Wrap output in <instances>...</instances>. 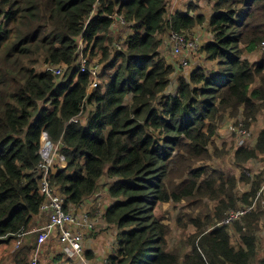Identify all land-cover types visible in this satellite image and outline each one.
Instances as JSON below:
<instances>
[{"label": "trees", "instance_id": "trees-1", "mask_svg": "<svg viewBox=\"0 0 264 264\" xmlns=\"http://www.w3.org/2000/svg\"><path fill=\"white\" fill-rule=\"evenodd\" d=\"M171 3L0 0V247L35 228L44 201L41 139L48 135L64 143L67 164H57L50 181L66 210L101 185L115 200L104 214L117 230L111 264H264L255 231L264 195L257 210L222 223L230 209L255 200L264 170L252 180L246 172L226 178L219 167L203 177L194 165L230 153L241 171L253 159L264 163V128L254 144H236L239 130L264 119V61L254 64L244 55L264 42V0H212L208 15L194 1L170 13ZM173 30L198 39L186 75H176L164 48L167 37L174 50ZM83 58L99 67L96 87L90 88L93 76L82 69ZM240 112L245 124L228 126L234 143L211 152L218 128ZM239 181L249 185L247 192L236 193ZM195 195L220 199L218 218L205 222L216 224L208 230L196 220L200 232L174 247L156 207ZM37 245L36 238L26 241L12 264H32ZM49 264L75 263L62 253Z\"/></svg>", "mask_w": 264, "mask_h": 264}, {"label": "rangeland", "instance_id": "rangeland-1", "mask_svg": "<svg viewBox=\"0 0 264 264\" xmlns=\"http://www.w3.org/2000/svg\"><path fill=\"white\" fill-rule=\"evenodd\" d=\"M193 1L199 4L201 3L200 2L201 0H193ZM180 4H181V7L179 9L183 11L187 10V6L189 4L188 2L185 3L184 0L183 2L180 0H172L171 7L175 6V8H174V11H171V13L176 12L177 11L176 8ZM202 9H203L202 12L208 15L210 5L206 7H203L202 5ZM120 24L121 23L118 22L114 27L117 33L121 29ZM202 32H204V34L208 33L205 27H202ZM202 32H201V35H202V40H203L204 35ZM196 36L200 37V34L196 33ZM168 39L169 38L166 37V43H165L164 48L167 50L168 57L171 55V57L175 56V58L177 59V65H176L177 68L176 66L175 68L178 73H176V75L178 74L180 75L181 72L183 75L188 74V72L192 70L191 68H193L195 65L193 64L194 62H196V55H194L195 53H193L192 51L187 54V57L191 60L186 66H184L181 62L183 58L185 57V54L187 53V51H184V53L182 54L176 53L174 50L170 48V46H168L169 45ZM244 55L245 57H248L252 63L260 64L261 62L264 61V45L261 44V46L255 51H252V52L246 51ZM199 58H200V63L206 64L207 66H212L210 62L201 59V57ZM101 79H103V77ZM175 79L176 78H174L173 84L168 88V90L171 92L175 90V86L177 84V83H174ZM236 117L238 118L235 119V121L245 124V121H244L245 118L243 117L242 112H240V115L238 114ZM229 124H230V121L225 120V122L221 125V127L218 128L217 133L215 134V137H214V140L217 137L216 142H215L217 145L213 141L208 146L211 152L214 151V147H217V146L221 147V145H223L224 142H228L230 143V145L234 143V140L231 139V136L227 134ZM263 128H264L263 118H260L256 122H253L251 125H249V128L247 129L248 135L245 137V140L242 144H239V143H241L243 139L237 137V142H236L237 146H242L243 144L246 143V141H249L248 143L254 144L256 142V139L259 133L261 132ZM194 165H196V167L204 169L205 172L203 174L205 176L203 177H207V175L210 174L212 170H215L214 169L215 167H219L220 172L224 171L226 178L236 177L237 179L238 177H240V175L243 172H246L248 176L246 177L249 180H252L254 176H256L257 174H259V172H262V170H264L263 169L264 163L261 161V159L251 160L246 165L245 171H241L240 169H235V167H238V166L234 161V157L232 153L225 155L222 158L215 157L210 160H199L198 162H195ZM52 172H54V169L52 170ZM248 187L249 185L247 183L239 181L236 183L235 191L237 194H242V193L247 192ZM105 194L106 193L102 188L100 191V197H99L100 201H96L94 197H90V199H88L94 202L95 206L93 210L89 206V202L83 207L85 211L91 209V212H89V216L91 220L95 222V229H96L95 232L94 231H91V233L87 232L86 238H93L94 234L102 230L101 228L103 227H104L103 231L107 230L108 228H111L107 226V223L105 224L106 220H105L104 214L106 211L105 208L113 204L115 200L111 199L106 202L107 195L105 196ZM263 195H264V192L262 193V197ZM219 202H220V199H217L215 197L195 195V196H192L190 198H186L180 201H169V202L160 203L156 207L155 215L157 216V218L161 220V222H163L169 227L170 231H169L168 238H167L168 242L174 247L175 246L181 247L180 245L181 243H185L186 241H189L190 239L192 240V236L200 232V227L198 223L196 222V220H198L204 226L208 225L207 227L208 230H210L212 227L215 226L216 222H212L210 224H207L205 222L208 217H210L211 219L218 218L217 210H218ZM262 209H263L262 211H264V204L262 205ZM79 211H82V207L79 208ZM260 220L261 221L259 222V228L255 229V231L257 233L256 237H257V247H258L259 256L262 257L264 256V223L262 222V220H264V215H262ZM241 223H245V221L242 220ZM36 228L32 229L30 232L32 231L34 232ZM231 229H233L232 231L233 240L234 242H236V235L234 233V227H232ZM110 230H111L110 233L114 232L113 228H111ZM202 231H205V230L203 229L201 230V232ZM30 232H27V233H30ZM27 233L23 236L22 242L20 245H17V243H15V240L14 241L12 240L11 242L4 244L3 246L0 247V264H12V256L14 255L15 252L21 249L22 245L26 242ZM34 233H30L31 236H36V234ZM113 240H114V243H116L117 240L115 237L113 238ZM43 245L38 246L37 249L34 250V254L32 252L30 256L31 262H33L34 259H37V263L48 264V262L42 261L40 259V254L42 251V250L40 251V249ZM87 250L88 249H85V253L87 252ZM188 250H190V247L188 248ZM43 253L45 257H49V256H57L59 254V251L56 252L55 250H52L50 246H48L47 248H45ZM42 255L43 254H41V256ZM72 260L75 264H82L78 255L72 257Z\"/></svg>", "mask_w": 264, "mask_h": 264}, {"label": "built area", "instance_id": "built-area-1", "mask_svg": "<svg viewBox=\"0 0 264 264\" xmlns=\"http://www.w3.org/2000/svg\"><path fill=\"white\" fill-rule=\"evenodd\" d=\"M172 40L174 41V51L176 53L182 54L187 51L185 57L182 60V64L186 66L190 59L187 57L189 52L198 47V39H189L183 34L173 30ZM264 45V42H262ZM82 69H88L92 76L93 81L90 86L96 87L100 82L99 67H88L86 58L82 60ZM82 70V71H83ZM61 69L56 70V74H60ZM73 121H78L77 118ZM243 125V123H241ZM239 138H242V144L245 137L248 135L247 130L241 129ZM64 145L63 141L60 140L54 143L50 140L48 135H43L41 139L40 154L42 160L39 164L41 171V181H40V191L44 195V201L42 203L41 209L49 211L48 221L40 227H37L34 232L38 233L37 236V247L45 244L53 236L55 230H59V239L61 242L62 251L69 257H74L79 255L83 250V243L86 239L87 232L92 231L95 227V223L91 220L89 214L86 211L66 210L64 207V197L58 192L57 187L51 184L50 174L56 164L64 165L66 164L65 157L60 153V149ZM264 192V185L257 193V197L250 203L241 204L236 208H232L228 211L227 216L224 218L222 223H232L236 220L241 219L245 215L249 214L257 208L258 200L262 197ZM26 231L20 232L18 235L17 245L22 242L23 236ZM32 264H37V259H34ZM103 264H111L108 259H105Z\"/></svg>", "mask_w": 264, "mask_h": 264}, {"label": "crops", "instance_id": "crops-1", "mask_svg": "<svg viewBox=\"0 0 264 264\" xmlns=\"http://www.w3.org/2000/svg\"><path fill=\"white\" fill-rule=\"evenodd\" d=\"M180 1H182L183 2V0H180ZM184 2L185 3H189V4H191L192 2H193V0H184ZM201 3L199 4V3H197V4H199V8H201V10L199 9V11H201L202 12V5H203V7H206V6H208V4H210V3H212V0H201L200 1ZM172 4V3H171ZM182 4V3H181ZM181 4L179 5V6H177V10L181 7ZM174 8H175V6H173V7H171V5H170V10L171 11H174ZM171 11H170V13H171ZM173 56V55H172ZM168 59H169V61H171L174 65H177V59L175 58V56H173V57H171V55L169 56V57H167ZM173 58H174V60H173ZM180 60V59H179ZM178 60V61H179ZM101 70V69H100ZM171 92V91H170ZM173 92V91H172ZM237 118V117H236ZM230 121V120H229ZM234 122H236L235 121V119H232L231 121H230V123H234ZM67 164V163H66ZM66 164H64L63 166H66ZM53 169L55 170L56 169V167H53ZM235 169H239V167H235ZM103 188V190L105 191V196L107 195V197H106V202L107 201H109V200H111L110 198H109V196H108V194H107V189H108V187H107V185L105 186V185H101L96 191H95V193H93V195H91L90 197H94V199L96 200V201H100V191H101V189ZM90 197L89 198H87L85 201H84V203L83 204H81V205H79V206H74V207H72L71 208V210H73V211H77L79 214H80V212H79V208L80 207H82V211H85L84 209H83V207L89 202V206L91 207V209L93 210L94 209V202H92V201H90V200H88V199H90ZM108 207H106L105 209H107ZM91 209L90 210H87L86 212L89 214V212H91ZM48 219H49V211H47V210H42L41 209V212L37 215V216H35L34 217V224H35V228L36 227H40V226H42L43 224H45V222L46 221H48ZM262 222L264 223V220H262ZM95 223V222H94ZM102 223V222H101ZM105 224H106V222H105ZM109 227V226H108ZM104 228V227H103ZM103 228H101L102 230H100L99 232H97V233H95L94 234V236H93V238H86L85 239V241H84V243H83V250H82V252L78 255V257L80 258V260H81V262H82V264H103L104 263V261H105V259H108L109 258V256L113 253V251H114V248H116L117 247V245H118V243H117V241H116V243H114V240H113V238L115 237L116 238V240H117V231H116V228H114V227H111V228H113V230H114V232L113 233H110V229L111 228H108L107 230H105V231H103ZM99 229H100V227H99ZM95 227H94V229L92 230V231H94L95 232ZM97 231H98V229H97ZM90 233H91V231H89ZM30 233H34L33 231L32 232H30ZM30 233H27V237H26V241L27 242H31V241H33V242H35V238H36V240H37V236H38V233L37 232H35L34 234H36V236H31V234ZM114 236V237H113ZM100 245H101V247H100ZM48 246H50L51 247V249L52 250H55L56 252H58L59 251V254H62L63 253V251H62V247H61V242H60V239H59V230L57 229V230H55L54 231V234H53V236L50 238V240H48L42 247H41V249H40V251H41V254H43L42 256H41V254H40V259L42 260V261H46V262H48V264H49V262H53V260L55 259V256H49V257H45L44 256V250H45V248H47ZM35 249H37V247L36 248H34L33 249V254H34V250ZM85 249H88L87 250V252H89V251H91V253H92V255L89 257V258H87V256H86V253H85ZM96 251H95V250Z\"/></svg>", "mask_w": 264, "mask_h": 264}, {"label": "clouds", "instance_id": "clouds-1", "mask_svg": "<svg viewBox=\"0 0 264 264\" xmlns=\"http://www.w3.org/2000/svg\"><path fill=\"white\" fill-rule=\"evenodd\" d=\"M65 161H66V159H65ZM66 163H67V161H66ZM58 164H59V163H58ZM56 166H57V164L55 165V167H56ZM263 185H264V184H263ZM263 203H264V201H263ZM241 204H245V203H241ZM241 204H240V205H241ZM257 208H258V206H257ZM257 208H256L255 210H257ZM255 210H253L252 212H254ZM252 212H250L249 214H251ZM249 214H247V215H249ZM247 215H245V216H247ZM245 216H244V217H245ZM242 218H243V217H242ZM242 218H241V219H242Z\"/></svg>", "mask_w": 264, "mask_h": 264}, {"label": "bare ground", "instance_id": "bare-ground-1", "mask_svg": "<svg viewBox=\"0 0 264 264\" xmlns=\"http://www.w3.org/2000/svg\"><path fill=\"white\" fill-rule=\"evenodd\" d=\"M167 151H169V149H168ZM167 151H166V152H167Z\"/></svg>", "mask_w": 264, "mask_h": 264}]
</instances>
